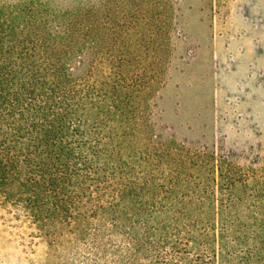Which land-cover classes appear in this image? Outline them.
Masks as SVG:
<instances>
[{"label":"trees","instance_id":"16d2710c","mask_svg":"<svg viewBox=\"0 0 264 264\" xmlns=\"http://www.w3.org/2000/svg\"><path fill=\"white\" fill-rule=\"evenodd\" d=\"M159 4L0 0L5 251L30 258L42 245V264H219L205 198L227 160L152 120L167 62Z\"/></svg>","mask_w":264,"mask_h":264},{"label":"rangeland","instance_id":"374dc122","mask_svg":"<svg viewBox=\"0 0 264 264\" xmlns=\"http://www.w3.org/2000/svg\"><path fill=\"white\" fill-rule=\"evenodd\" d=\"M158 1L167 62L152 120L227 160L205 198L219 264H264V0ZM46 251L0 243V264H42Z\"/></svg>","mask_w":264,"mask_h":264}]
</instances>
